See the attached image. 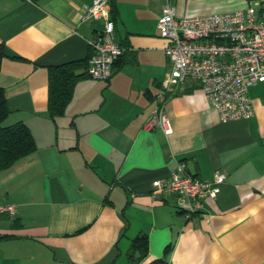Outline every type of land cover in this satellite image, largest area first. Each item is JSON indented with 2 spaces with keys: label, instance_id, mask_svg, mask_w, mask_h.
Returning <instances> with one entry per match:
<instances>
[{
  "label": "crops",
  "instance_id": "obj_1",
  "mask_svg": "<svg viewBox=\"0 0 264 264\" xmlns=\"http://www.w3.org/2000/svg\"><path fill=\"white\" fill-rule=\"evenodd\" d=\"M110 1L126 50L109 79L75 69L71 100L52 117L48 66L86 60L102 20H81L93 0H0L5 124H27L37 147L0 171V203L15 206L0 214V264H264V81L249 89L252 117L222 121L197 81L161 85L164 0ZM171 2L180 16L251 5L264 21V0ZM161 104L170 134L145 128ZM180 163L202 179L226 173L203 212L154 190ZM141 235L145 257L133 245Z\"/></svg>",
  "mask_w": 264,
  "mask_h": 264
},
{
  "label": "built area",
  "instance_id": "obj_2",
  "mask_svg": "<svg viewBox=\"0 0 264 264\" xmlns=\"http://www.w3.org/2000/svg\"><path fill=\"white\" fill-rule=\"evenodd\" d=\"M102 20V28L89 40L87 74L95 79H109L115 62L126 47L115 35L110 0H93L84 7L81 20ZM157 27L168 40L165 53L171 67L161 85L175 91L188 79L197 81L222 121L249 119L254 114L251 86L264 81V21L256 9L204 15L180 16L171 0H164ZM146 129L161 128L166 134L173 126L161 104L147 119ZM226 180V173L216 170L212 180L187 173L180 163L167 178L154 182V190L175 193L188 215L204 211L206 197H216ZM15 206L0 203V214L14 213Z\"/></svg>",
  "mask_w": 264,
  "mask_h": 264
},
{
  "label": "trees",
  "instance_id": "obj_3",
  "mask_svg": "<svg viewBox=\"0 0 264 264\" xmlns=\"http://www.w3.org/2000/svg\"><path fill=\"white\" fill-rule=\"evenodd\" d=\"M5 55L4 45L1 44L0 67ZM87 64L88 58L86 60L48 66V109L52 117L64 113L71 100L76 79L80 77V74H77L75 69L78 67L87 68ZM84 74H87V70ZM9 112L4 90L0 87V171L10 168L19 159L32 153L37 148L34 136L27 124L22 121L13 124H5ZM133 245L135 248L141 250L143 257L147 255L148 239L146 235L136 237L133 241Z\"/></svg>",
  "mask_w": 264,
  "mask_h": 264
}]
</instances>
